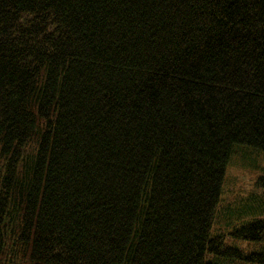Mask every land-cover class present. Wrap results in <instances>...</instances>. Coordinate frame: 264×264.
Returning <instances> with one entry per match:
<instances>
[{
    "label": "trees",
    "instance_id": "1",
    "mask_svg": "<svg viewBox=\"0 0 264 264\" xmlns=\"http://www.w3.org/2000/svg\"><path fill=\"white\" fill-rule=\"evenodd\" d=\"M238 145L264 0H0V264H264V218L218 227Z\"/></svg>",
    "mask_w": 264,
    "mask_h": 264
},
{
    "label": "rangeland",
    "instance_id": "2",
    "mask_svg": "<svg viewBox=\"0 0 264 264\" xmlns=\"http://www.w3.org/2000/svg\"><path fill=\"white\" fill-rule=\"evenodd\" d=\"M257 181L262 184L257 186ZM249 196L253 197L248 199ZM243 200H246L244 206L241 205ZM239 202L241 203L237 207ZM220 204L238 209L235 215L239 217V220L233 218V222L228 224L225 218L224 222L218 225L225 234V243L235 241V245L244 252L262 247L260 243L234 238L230 233L234 231L238 221L264 218V152L244 145L235 147L227 165Z\"/></svg>",
    "mask_w": 264,
    "mask_h": 264
}]
</instances>
